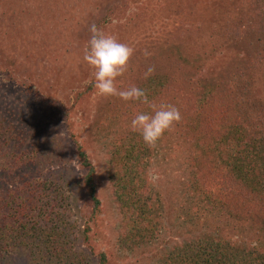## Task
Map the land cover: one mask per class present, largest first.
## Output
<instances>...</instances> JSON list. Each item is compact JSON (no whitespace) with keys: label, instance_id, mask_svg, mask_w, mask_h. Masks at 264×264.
Wrapping results in <instances>:
<instances>
[{"label":"rangeland","instance_id":"rangeland-1","mask_svg":"<svg viewBox=\"0 0 264 264\" xmlns=\"http://www.w3.org/2000/svg\"><path fill=\"white\" fill-rule=\"evenodd\" d=\"M246 1L0 0V125L8 130V138L17 139L9 148L24 149L28 160L21 161L19 169L0 172V190L24 177L64 181L72 196L71 219L78 225L73 237L76 250L89 264H101V253L107 256V264H160L177 245L217 230L213 216L205 221L203 206L200 213L195 206V185L202 186L196 181L200 178L198 166L192 168L182 134L172 129L160 139L149 172L160 201L159 236L132 250L120 246L123 215L110 180L111 131L126 127L129 115L138 107L119 97L98 95L94 70L83 55L93 24L132 47L134 55L117 79L118 89L144 80L140 67L147 66L151 58H163L162 64L168 66L171 60L166 58L178 45L181 51L185 45L193 53L205 51L202 57H211L205 61L208 67L223 68L242 56L246 62L252 59L256 63L253 90L264 103V42L259 45L254 28L242 27L247 22L244 13L250 12ZM245 38L249 44L243 42ZM170 101L175 107L179 102L171 96ZM77 144L83 146L96 169L101 206L95 213L90 192L81 184L84 173ZM217 182L213 179L210 187H217ZM246 239L255 243L258 237L247 235ZM2 264L57 262L30 250H17L4 256Z\"/></svg>","mask_w":264,"mask_h":264},{"label":"trees","instance_id":"trees-1","mask_svg":"<svg viewBox=\"0 0 264 264\" xmlns=\"http://www.w3.org/2000/svg\"><path fill=\"white\" fill-rule=\"evenodd\" d=\"M246 2L252 15L244 13L247 22L242 27L254 28L261 45L264 0ZM243 42L249 44V39ZM182 49L180 45L174 48L166 58L171 60L168 66L158 57L140 67L143 73L149 65L163 72L137 82L148 102L137 100L135 105L131 101L137 111L129 115L126 127L111 131L110 180L123 215L119 244L132 250L159 236L160 201L149 172L160 140L155 146L146 144L132 130L131 120L138 113L151 114L153 106L172 105L171 96L179 100L176 108L181 119L161 138L175 129L182 134L188 160L192 168L198 166L196 181L202 182V186L195 185V206L199 213L203 206L205 221L213 216L219 227L177 245L160 264H264V103L254 95L256 63L237 55L223 68L208 67L205 61L211 57H202L205 51L193 53L187 45ZM7 132L0 125V172L19 169L21 161H28L24 149L9 148L17 139L8 138ZM76 154L84 173L81 184L90 192L94 213L98 212L96 169L82 145L77 144ZM213 179L219 180L214 189L210 187ZM72 209V196L61 179L24 177L0 190V264L17 250H30L57 264H89L76 250L73 237L78 225L71 219ZM247 235L257 236V242L247 241ZM98 257L101 264H107L104 253Z\"/></svg>","mask_w":264,"mask_h":264},{"label":"clouds","instance_id":"clouds-1","mask_svg":"<svg viewBox=\"0 0 264 264\" xmlns=\"http://www.w3.org/2000/svg\"><path fill=\"white\" fill-rule=\"evenodd\" d=\"M91 37L84 50V61L94 70V87L97 94L104 97L115 96L123 101H147L145 90L132 85L118 89L117 79L127 71L134 49L118 41L114 36L106 34L96 25L90 27ZM145 55L149 53L145 52ZM155 72L149 65L144 72L147 79ZM181 119L179 110L174 105L162 104L153 106V112L138 113L131 120V128L141 134L143 141L155 146L161 137Z\"/></svg>","mask_w":264,"mask_h":264}]
</instances>
